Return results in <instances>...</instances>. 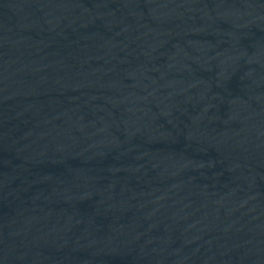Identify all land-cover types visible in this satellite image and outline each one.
<instances>
[{
	"label": "water",
	"instance_id": "obj_1",
	"mask_svg": "<svg viewBox=\"0 0 264 264\" xmlns=\"http://www.w3.org/2000/svg\"><path fill=\"white\" fill-rule=\"evenodd\" d=\"M0 264H264V0H0Z\"/></svg>",
	"mask_w": 264,
	"mask_h": 264
}]
</instances>
